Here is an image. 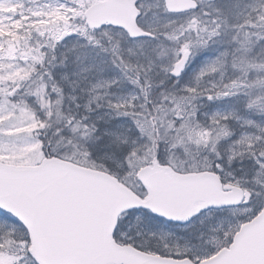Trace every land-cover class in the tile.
Returning a JSON list of instances; mask_svg holds the SVG:
<instances>
[{
  "label": "rangeland",
  "instance_id": "rangeland-1",
  "mask_svg": "<svg viewBox=\"0 0 264 264\" xmlns=\"http://www.w3.org/2000/svg\"><path fill=\"white\" fill-rule=\"evenodd\" d=\"M208 1L209 7L203 5L204 12L192 20L167 17L158 0H142L139 27L155 39L133 43L120 32L104 31L98 37L87 35L77 20L79 9L68 0H0V60L13 53V43L19 46L22 34L32 35L39 26L52 27L61 17L65 36L76 38L70 45L78 47L75 42L81 40L85 49L69 54L75 59L73 64L80 65L76 76L79 83L86 86L82 92L88 107L85 114L91 119L84 117L83 122L92 123L83 124L91 134L109 137L113 144H118L117 149L119 144L132 147L121 154L102 151L101 160L112 166L124 185L139 193L137 171L157 158L161 164H170L184 172L193 169L188 168L192 164L195 168L214 170L226 185L252 193V200L239 210L197 220L195 223L206 226V230L197 234L195 242H190L189 237L198 224L184 229L183 235L189 242L182 244L183 247L170 244L162 229L143 220V216L123 219L125 232L146 227L153 247L173 256L190 255L198 261L211 257L219 245L228 244L231 234L259 212L264 196V103L261 100H264V86L251 84L264 83V0ZM212 8L220 22L215 20ZM181 51L190 54L186 74L177 84L168 86L166 92L160 82L166 83V74L172 76ZM126 59H130L125 61L127 66ZM4 61L0 62V73L10 70V74L2 85L25 83L33 72L27 59L13 64ZM33 85L42 89L33 93L36 102L31 106L19 107L5 99V88L0 91L1 163L33 166L44 157L34 135L54 115L55 108L48 103L47 85ZM190 100L199 101L200 115L195 111L192 115V107L184 105ZM224 121L236 124L235 135L221 134L226 131ZM66 131L72 130L66 128ZM221 144H231L224 168L218 164L226 154ZM59 150L67 160L74 159L99 171L106 168L88 160L83 150L63 145H59ZM232 164L243 171L237 178L232 176L235 173L230 168ZM6 229L4 225L0 233H6ZM14 237L16 240L0 245V264H29L25 236ZM12 249V256L5 254Z\"/></svg>",
  "mask_w": 264,
  "mask_h": 264
},
{
  "label": "water",
  "instance_id": "water-1",
  "mask_svg": "<svg viewBox=\"0 0 264 264\" xmlns=\"http://www.w3.org/2000/svg\"><path fill=\"white\" fill-rule=\"evenodd\" d=\"M169 14L196 10L190 0H163ZM135 1L106 0L86 14L91 29L103 26L125 31L131 40L149 37L136 26ZM185 60L175 69L177 78ZM60 172L50 176L37 170L15 172L0 166V209L15 217L30 234V256L37 264H189L173 262L118 249L112 242L117 219L125 211L148 210L169 222L185 225L209 209L238 207L239 191L221 192L216 178L208 174L178 176L170 168L156 163L137 174L147 192L144 201L107 175L79 169L59 162L52 164ZM20 173L8 177L7 173ZM28 184H25L24 177ZM18 178L17 180L14 178ZM61 229L69 225L60 238L48 231L47 221ZM58 219L62 222H58ZM67 248V249H66ZM203 264H264V210L250 224L241 228L229 250Z\"/></svg>",
  "mask_w": 264,
  "mask_h": 264
},
{
  "label": "trees",
  "instance_id": "trees-1",
  "mask_svg": "<svg viewBox=\"0 0 264 264\" xmlns=\"http://www.w3.org/2000/svg\"><path fill=\"white\" fill-rule=\"evenodd\" d=\"M14 1V0H12ZM50 44L51 42L50 41H47V40H41L39 42V45L38 47L35 46L34 43H32V46H33V51L35 52H38V56L39 57H43L44 54L47 53V46L49 45L48 48H50ZM64 45H66L65 43H63V38H55L54 39V42L52 43V46H53V50L54 52H59V51H62L61 50V47H63ZM20 48H24L23 46H20ZM71 45H67V48H66V51H68L69 49H71ZM46 56L54 59V54H46ZM63 66V63L62 61H59V62H56L52 65V62L51 60H47L46 58L42 59V65L40 67L37 68V74L40 76V77H43L45 78V74L47 71H50L51 69H54L53 73H51V77L54 81H58V78H59V81L61 83L57 84V83H54L52 88L55 90V94H58L60 95L58 97V100L59 101H65V103L63 104L62 106V113L63 110H64V107L68 101V99L70 98H79V92L76 91L74 88L72 87H66L64 86V84L62 83V80L60 79V77H64V73L62 72V67ZM6 73H0V75L2 77L5 76ZM31 80H29L30 82ZM9 89L8 91L6 92V96H7V99L12 101L13 102H17L18 104H21L23 102H30L29 98L30 97V94L31 92H26V90L28 91H32V94L34 93V91H36V88L33 87V89H27L26 85H23L22 83L21 84H18V85H14V86H8ZM78 88V87H76ZM72 92V95H70L69 93ZM70 107H72V105H70ZM156 105L152 106V109L153 110V120H155L156 118ZM151 109V108H150ZM56 110H59V109H56ZM57 115V114H56ZM59 116V115H58ZM52 117L51 119V123L54 125V124H57L59 122H62L63 120H61L62 118H59V117ZM75 116L77 117V119H80L82 118V115L81 114H75ZM50 140L52 139V141H54L57 137L54 136V134H49L48 135ZM97 139H98V142L99 143H95L96 145L93 146V147H90L88 150L90 152H92L94 155H98L100 154V151H106V152H111V153H114V154H120L119 152H127L129 148H132V147H129L128 145H121L119 144V149H117V146L118 144H113V142L111 141L110 138L108 137H104L103 135L101 136H96ZM123 142V141H121ZM116 150H119L118 152ZM125 155V153H124ZM114 171V170H113ZM112 171V172H113ZM1 215V214H0ZM9 223V224H8ZM3 224H8L9 227H12V226H16L10 219L8 218H4V219H0V225H3Z\"/></svg>",
  "mask_w": 264,
  "mask_h": 264
}]
</instances>
